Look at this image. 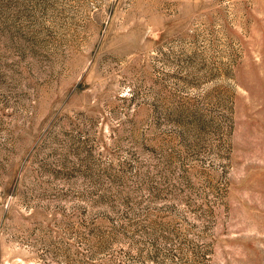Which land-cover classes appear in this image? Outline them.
Returning a JSON list of instances; mask_svg holds the SVG:
<instances>
[{"label": "rangeland", "instance_id": "374dc122", "mask_svg": "<svg viewBox=\"0 0 264 264\" xmlns=\"http://www.w3.org/2000/svg\"><path fill=\"white\" fill-rule=\"evenodd\" d=\"M0 264H264V0H0Z\"/></svg>", "mask_w": 264, "mask_h": 264}]
</instances>
